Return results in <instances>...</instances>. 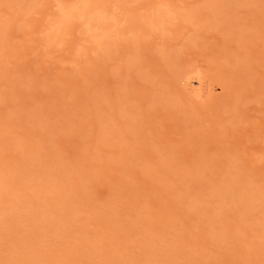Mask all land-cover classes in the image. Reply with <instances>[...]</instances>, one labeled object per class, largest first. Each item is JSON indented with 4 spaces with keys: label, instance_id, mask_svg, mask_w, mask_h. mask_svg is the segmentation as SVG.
Returning a JSON list of instances; mask_svg holds the SVG:
<instances>
[{
    "label": "rangeland",
    "instance_id": "rangeland-1",
    "mask_svg": "<svg viewBox=\"0 0 264 264\" xmlns=\"http://www.w3.org/2000/svg\"><path fill=\"white\" fill-rule=\"evenodd\" d=\"M0 264H264V0H0Z\"/></svg>",
    "mask_w": 264,
    "mask_h": 264
},
{
    "label": "bare ground",
    "instance_id": "bare-ground-1",
    "mask_svg": "<svg viewBox=\"0 0 264 264\" xmlns=\"http://www.w3.org/2000/svg\"><path fill=\"white\" fill-rule=\"evenodd\" d=\"M84 6V5H83ZM188 80V79H187ZM199 80V79H198ZM194 81V80H193ZM192 80L191 81H189L187 84H188V86L191 88V89H193V90H195V89H197L198 90V92L199 93H202L205 89H204V84L202 83V82H200L201 81V79L199 80V85H198V87H196L195 86V84H194V82H193ZM196 87V88H195ZM206 88V87H205ZM196 90V91H197Z\"/></svg>",
    "mask_w": 264,
    "mask_h": 264
}]
</instances>
